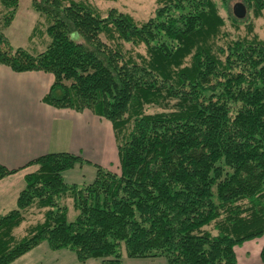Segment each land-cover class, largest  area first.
<instances>
[{
	"label": "trees",
	"instance_id": "trees-1",
	"mask_svg": "<svg viewBox=\"0 0 264 264\" xmlns=\"http://www.w3.org/2000/svg\"><path fill=\"white\" fill-rule=\"evenodd\" d=\"M0 3L8 27L20 3ZM240 3L246 17L230 21L243 38L215 0H161L144 22L89 0H32L33 35L44 28L50 43L32 53L0 35V66L52 74L44 103L109 121L120 166L80 186L64 173L82 157L32 160L17 208L0 216V264L44 243L80 264H123L122 245L131 259L239 264L238 249L264 237V40L248 22L264 0ZM16 172L0 165V181Z\"/></svg>",
	"mask_w": 264,
	"mask_h": 264
},
{
	"label": "crops",
	"instance_id": "crops-1",
	"mask_svg": "<svg viewBox=\"0 0 264 264\" xmlns=\"http://www.w3.org/2000/svg\"><path fill=\"white\" fill-rule=\"evenodd\" d=\"M53 83L52 74L16 73L0 66V165L18 171L0 181V216L17 208L26 187L25 177L36 170L25 167L43 155L66 152L88 162L64 173L69 185L90 184L96 177V166L111 169L119 164L112 124L90 111L59 110L44 103ZM12 264L80 263L74 253L53 251L44 243Z\"/></svg>",
	"mask_w": 264,
	"mask_h": 264
},
{
	"label": "rangeland",
	"instance_id": "rangeland-1",
	"mask_svg": "<svg viewBox=\"0 0 264 264\" xmlns=\"http://www.w3.org/2000/svg\"><path fill=\"white\" fill-rule=\"evenodd\" d=\"M96 7H98L103 14L109 9L115 7L122 12L131 15L135 21L144 22L153 16V12L161 0H89ZM32 0H19L20 6L16 13V16L11 22L10 26H5V19L9 17L6 9L0 3V35H2L9 45L14 47H22L29 50L32 53L43 52L48 44L50 38L45 35L44 28L37 32L34 36V29L39 25L41 21V15L35 12L31 6ZM217 3L221 15L226 20V29L231 33H234V37L243 38L246 36V27L241 26L240 32H237L234 23L230 21V17L234 18L233 8L236 4L240 3V0H230L225 4L221 0H215ZM251 17L249 23L253 24L254 34H256L261 40H264V12L259 17L254 18V14L250 11ZM43 19V18H42ZM233 25V26H232ZM245 34V35H244ZM253 36V35H251ZM248 36V37H251ZM7 44V46H8ZM117 143V142H116ZM119 164L109 169L119 171ZM85 180L89 179V175L84 172ZM69 209L68 221L73 222L78 216V212L73 206V202H66ZM38 218V217H36ZM25 223L19 230V235H24ZM264 245V237L253 240L241 248L238 249L239 264H261L260 254ZM121 254H123V264H168L165 258L157 259H131L127 256L125 245H122ZM259 256V257H258ZM89 264H98L96 261H92Z\"/></svg>",
	"mask_w": 264,
	"mask_h": 264
},
{
	"label": "water",
	"instance_id": "water-1",
	"mask_svg": "<svg viewBox=\"0 0 264 264\" xmlns=\"http://www.w3.org/2000/svg\"><path fill=\"white\" fill-rule=\"evenodd\" d=\"M233 13L236 18L243 19L247 15V8L242 3H238L234 6Z\"/></svg>",
	"mask_w": 264,
	"mask_h": 264
}]
</instances>
